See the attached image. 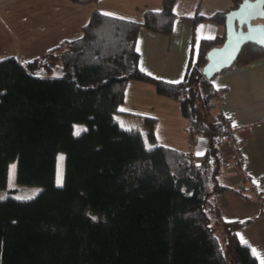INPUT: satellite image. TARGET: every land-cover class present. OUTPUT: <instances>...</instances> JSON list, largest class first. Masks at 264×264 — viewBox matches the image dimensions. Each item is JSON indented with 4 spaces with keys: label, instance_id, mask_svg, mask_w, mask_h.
Returning a JSON list of instances; mask_svg holds the SVG:
<instances>
[{
    "label": "trees",
    "instance_id": "1",
    "mask_svg": "<svg viewBox=\"0 0 264 264\" xmlns=\"http://www.w3.org/2000/svg\"><path fill=\"white\" fill-rule=\"evenodd\" d=\"M174 1L144 10L141 20L96 8L80 36L28 60L0 59V187L12 159L19 182L41 186L30 198L0 199V264H259L237 234L251 219H221L214 199L219 191L245 189L219 179L220 147L231 125L218 109L222 90L202 74L207 51L225 33L200 39L179 81L138 65L139 28L169 35ZM242 1L188 17L224 25L226 12ZM263 56V47L246 43L232 66ZM132 79L178 103L189 137L207 140L201 154L155 142L153 117L144 116L143 129L119 124L115 113ZM74 122L87 127L75 134ZM59 150L65 156L57 185ZM261 180L252 187L264 199Z\"/></svg>",
    "mask_w": 264,
    "mask_h": 264
},
{
    "label": "crops",
    "instance_id": "2",
    "mask_svg": "<svg viewBox=\"0 0 264 264\" xmlns=\"http://www.w3.org/2000/svg\"><path fill=\"white\" fill-rule=\"evenodd\" d=\"M231 0H175L176 17L169 35L140 27L135 47L138 65L148 74L167 81L184 78L187 67L197 53L201 38L225 33L223 24L193 20L195 13L209 15L230 7ZM162 0H98L78 3L71 0H0V59L15 55L28 60L43 55L64 39L81 35L94 9L105 13L141 20L146 9H160ZM264 23V19L260 20ZM210 79L215 89L222 90L218 109L229 118L240 156L221 158L219 179L232 187L219 191L215 203L224 220H244L237 229L239 239L256 250L259 264L264 262V199L252 186L264 184V56L242 66L216 72ZM117 114H136L155 118V139L162 144L201 154L205 137L190 138L178 103L156 93L152 84L129 80ZM235 125V126H234ZM262 181V180H261Z\"/></svg>",
    "mask_w": 264,
    "mask_h": 264
},
{
    "label": "water",
    "instance_id": "3",
    "mask_svg": "<svg viewBox=\"0 0 264 264\" xmlns=\"http://www.w3.org/2000/svg\"><path fill=\"white\" fill-rule=\"evenodd\" d=\"M264 0H244L225 15V38L211 47L202 74L211 78L216 72L232 65L242 46L255 43L264 48Z\"/></svg>",
    "mask_w": 264,
    "mask_h": 264
},
{
    "label": "rangeland",
    "instance_id": "4",
    "mask_svg": "<svg viewBox=\"0 0 264 264\" xmlns=\"http://www.w3.org/2000/svg\"><path fill=\"white\" fill-rule=\"evenodd\" d=\"M118 112L115 113V117L117 121L119 122L120 125L122 126H138L141 129H143L145 126L144 122V116H139L136 114H129L126 117L125 115H119L117 114ZM86 124L84 122H74L72 126L73 133L77 134L81 132L83 129H86ZM159 141V140H158ZM157 140L155 142H158ZM153 142L146 141V145H151ZM64 156L65 153L62 150L57 151L56 157H55V183L57 185L62 183L63 180V170H64ZM14 166V168H13ZM41 186L39 184L35 183H21L17 179V174H16V160L12 159L8 163V169H7V178H6V184L5 186L0 187V197H6V196H13L18 199H26L34 196ZM215 199V196H214ZM262 211V215H263ZM221 215V214H220ZM222 219V216L220 217ZM217 216L212 214V220L211 223L215 226V231L218 235V238L220 242H223V233H222V227L220 224H217L219 220ZM264 241V238H263ZM245 242V241H243ZM246 243V242H245ZM252 250V249H251ZM253 252V251H252Z\"/></svg>",
    "mask_w": 264,
    "mask_h": 264
},
{
    "label": "built area",
    "instance_id": "5",
    "mask_svg": "<svg viewBox=\"0 0 264 264\" xmlns=\"http://www.w3.org/2000/svg\"><path fill=\"white\" fill-rule=\"evenodd\" d=\"M233 127H229L227 134L223 140V143L220 147V153L222 158H225V152L227 151V148L230 150V154L227 156H240V148L238 147L236 140L233 136Z\"/></svg>",
    "mask_w": 264,
    "mask_h": 264
},
{
    "label": "snow or ice",
    "instance_id": "6",
    "mask_svg": "<svg viewBox=\"0 0 264 264\" xmlns=\"http://www.w3.org/2000/svg\"><path fill=\"white\" fill-rule=\"evenodd\" d=\"M104 15H112L111 13H103ZM235 126V125H234ZM13 168H14V166H13ZM3 197H0V199H2ZM253 253L254 254H257L256 253V250L255 249H253ZM262 264H264V262H262Z\"/></svg>",
    "mask_w": 264,
    "mask_h": 264
},
{
    "label": "bare ground",
    "instance_id": "7",
    "mask_svg": "<svg viewBox=\"0 0 264 264\" xmlns=\"http://www.w3.org/2000/svg\"><path fill=\"white\" fill-rule=\"evenodd\" d=\"M233 63H234V62H233ZM233 63H232V64H233ZM231 66H232V65H231ZM231 66H229V67H231ZM227 68H228V67H227Z\"/></svg>",
    "mask_w": 264,
    "mask_h": 264
}]
</instances>
